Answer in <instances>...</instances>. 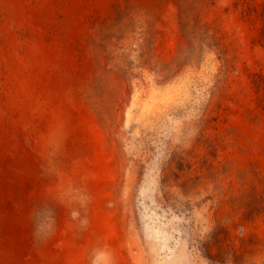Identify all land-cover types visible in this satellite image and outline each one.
Returning <instances> with one entry per match:
<instances>
[{
    "label": "rangeland",
    "instance_id": "374dc122",
    "mask_svg": "<svg viewBox=\"0 0 264 264\" xmlns=\"http://www.w3.org/2000/svg\"><path fill=\"white\" fill-rule=\"evenodd\" d=\"M251 260L264 0H0V264Z\"/></svg>",
    "mask_w": 264,
    "mask_h": 264
},
{
    "label": "clouds",
    "instance_id": "9594fccd",
    "mask_svg": "<svg viewBox=\"0 0 264 264\" xmlns=\"http://www.w3.org/2000/svg\"><path fill=\"white\" fill-rule=\"evenodd\" d=\"M50 224L48 214L45 211H41L34 215V232L38 240L46 238L50 234ZM243 229H241V235H243ZM247 264H257L255 260L247 262ZM264 264V262H262Z\"/></svg>",
    "mask_w": 264,
    "mask_h": 264
}]
</instances>
